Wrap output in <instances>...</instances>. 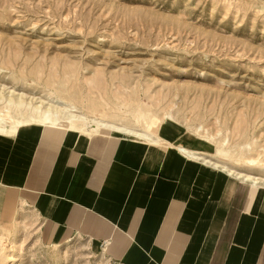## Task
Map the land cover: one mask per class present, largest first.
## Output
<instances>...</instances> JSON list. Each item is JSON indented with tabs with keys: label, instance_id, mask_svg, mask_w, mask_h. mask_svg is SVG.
Instances as JSON below:
<instances>
[{
	"label": "rangeland",
	"instance_id": "obj_1",
	"mask_svg": "<svg viewBox=\"0 0 264 264\" xmlns=\"http://www.w3.org/2000/svg\"><path fill=\"white\" fill-rule=\"evenodd\" d=\"M53 106L198 152L264 187V0H0V113L11 117L0 129ZM163 124L183 145L205 144L206 156L163 141ZM4 192L12 198L0 209L17 217L0 218V264H108L75 234L49 245L54 227L20 191Z\"/></svg>",
	"mask_w": 264,
	"mask_h": 264
},
{
	"label": "crops",
	"instance_id": "obj_2",
	"mask_svg": "<svg viewBox=\"0 0 264 264\" xmlns=\"http://www.w3.org/2000/svg\"><path fill=\"white\" fill-rule=\"evenodd\" d=\"M67 124L0 129V186L20 191L54 227L49 245L72 243L67 234H75L115 264H264V187L178 148ZM159 136L208 152L179 143L169 124ZM16 217L1 207L3 222Z\"/></svg>",
	"mask_w": 264,
	"mask_h": 264
},
{
	"label": "bare ground",
	"instance_id": "obj_3",
	"mask_svg": "<svg viewBox=\"0 0 264 264\" xmlns=\"http://www.w3.org/2000/svg\"><path fill=\"white\" fill-rule=\"evenodd\" d=\"M9 95H10V93H9ZM3 102H4V104L9 105V106H11V105L21 106L22 105L20 99H18L17 101H15L13 99H9V100L5 99V101H3ZM7 111L8 110L0 113V125H3L5 120L11 119V117L8 115ZM36 112H37L36 116L32 117V118L30 117L31 119L29 121H26L24 124H20V123L12 124V125H10V129H16V130L19 129L20 130L21 128L29 127V126L30 127L45 126V125H49V124L58 122L62 118L65 120V122H67L68 124H70L73 127L79 126L82 129V132H86V130H87L88 132H90L89 135H96L100 130H114L117 132H121L123 134H128V135H131L133 137L140 138V139L145 140V141H147L153 145L160 143L158 138H154L153 136H149V135L142 134V133H139L136 131H132V130H129L125 127H120V126H116V125H109L106 123H101V122H97L94 120L86 119V118L81 117V116L74 115L73 112L67 107L61 108L58 106H56V107L53 106V107H50V108L48 107L45 109H37ZM152 129H154V128H152ZM177 148H178L177 150H179L182 154H186L196 161L201 160L204 164L216 166V168L218 166L213 161L202 159L199 157L198 154L189 152L187 149H184L182 147H177ZM250 163L255 165L256 161L252 160ZM220 168L222 171H226L228 173V175L231 174L230 171L226 167L221 166ZM237 176L245 178V179L241 178L242 181L247 182V180H249L251 185L256 186L260 182V179L255 177V176L241 175V174H239ZM237 179H240V178H237ZM262 182L264 183V181H262ZM69 244H70V242L69 243L67 242L64 245H69ZM64 245H61V246H64Z\"/></svg>",
	"mask_w": 264,
	"mask_h": 264
},
{
	"label": "built area",
	"instance_id": "obj_4",
	"mask_svg": "<svg viewBox=\"0 0 264 264\" xmlns=\"http://www.w3.org/2000/svg\"><path fill=\"white\" fill-rule=\"evenodd\" d=\"M108 264H115V263H113V262H108Z\"/></svg>",
	"mask_w": 264,
	"mask_h": 264
}]
</instances>
